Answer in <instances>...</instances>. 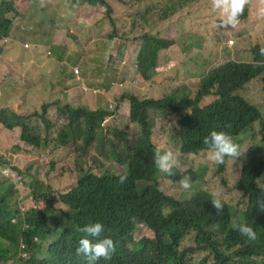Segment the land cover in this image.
Masks as SVG:
<instances>
[{
  "label": "trees",
  "instance_id": "obj_1",
  "mask_svg": "<svg viewBox=\"0 0 264 264\" xmlns=\"http://www.w3.org/2000/svg\"><path fill=\"white\" fill-rule=\"evenodd\" d=\"M166 1L155 8L153 0H0V47L11 40L14 22L29 8L32 13L47 9L61 19L87 11V18L94 19L89 26L96 27L93 36L115 42L112 54L122 56L132 38L117 19H129L140 8V16L148 23L162 26L188 4L200 0ZM132 2L137 7L130 8ZM204 2L207 14L200 15L204 28L211 26L218 43L217 47L208 44L207 49L220 57L208 61V72L194 96L164 97L150 86L141 89L125 82L112 109L72 108L56 99L20 114L15 105L10 108L0 102V154L8 157V162L0 157V264H88L76 253L84 236L78 229L97 221L105 226L102 236L116 244V253L111 260L100 259L94 264H264V211L255 206L258 198H264L263 114L243 95L244 86L254 80L264 91V67L252 66L255 60H264L259 55L264 42L250 44L245 56L239 58L220 45L227 40L222 31H232L237 39L246 38V25L253 19L259 0H252L245 8L236 26H242L240 31L218 28V13L212 9L211 0ZM97 6L105 8L104 16L96 13ZM198 14L195 10L194 15ZM27 34L31 37L21 38V42L33 40L32 31ZM167 41L158 35L142 37L132 55L134 64L128 68L140 83L161 71L158 56L164 55L162 51L170 52L169 57L173 53L177 42ZM198 44L203 50V39ZM75 74L71 72L68 83ZM155 129L172 131L170 138L176 149L170 145L162 149H171L178 159L183 155L203 156L206 165L217 171L240 164L232 190L237 197L226 200L220 195L224 207L216 214L211 193L198 183V171L181 170L180 166L173 169V176L158 171L154 164L157 148L152 140ZM212 130L230 133L240 145V156L225 157L219 165L210 162L203 139ZM60 150H67L77 160L89 159L95 171L82 173L59 192L34 185L30 191L34 200L21 212L16 191L1 171L10 165L15 169L14 155L39 156ZM121 176H126L123 183ZM184 176L191 178L189 191L177 183ZM172 183L187 199L176 194ZM162 185L170 187L175 198L160 190ZM233 223L251 224L257 238L250 241L242 237L233 230ZM140 225L149 232L136 236Z\"/></svg>",
  "mask_w": 264,
  "mask_h": 264
},
{
  "label": "rangeland",
  "instance_id": "obj_2",
  "mask_svg": "<svg viewBox=\"0 0 264 264\" xmlns=\"http://www.w3.org/2000/svg\"><path fill=\"white\" fill-rule=\"evenodd\" d=\"M166 2L172 3L170 0ZM153 4L155 8H160L164 2L153 0ZM131 7L137 6L132 2ZM195 10L198 15H194ZM95 11L100 16L105 15L104 7L97 6ZM204 14H207V8L204 0H200L195 5L188 4L175 17L167 19L169 24L162 23L161 26L148 23L145 17L140 16V8L135 9L129 19L122 22L116 20L118 25L123 24L128 29L132 39L127 42V53L114 56L112 46L116 43L107 39L106 42L97 40L93 36L96 27L89 26V23H94V19L91 16L87 18V11L84 15L74 14L61 19V15L51 14L47 9L32 13L29 8L23 18L14 22L11 40L1 43L0 87L16 95L15 108L20 114H24L22 107H26V113H29L43 103L56 99H60L62 104L69 101L72 107L88 108L82 103L89 104L91 111L98 106L112 109L118 96L122 94L125 82L141 89L150 86L155 94L164 97L194 96L202 87L208 72V61L215 56L220 57L217 52L207 49L208 44L217 47L218 43L211 33V26L204 28L201 18ZM49 15H53L52 19ZM241 27H235L236 31H240ZM29 31H32L33 40L21 42V38L31 37L27 34ZM221 33H226L227 40L222 41L220 45L233 54L234 58H239L245 56L246 48L250 44L264 42V19L258 15L257 9L253 11V19H249L246 25L245 39H237L232 31ZM144 35H158L169 39L167 42L171 44L175 40L177 44L171 49L173 53L170 57L166 53L167 50L161 52L164 55L158 56L161 59V71L154 74L148 82L140 83L128 68L134 64L132 55L137 51ZM202 39L205 43L203 50L201 44H198ZM230 40L233 45H229ZM72 71L77 74L68 83L67 79L71 78ZM69 91L74 92L73 99ZM0 93L8 92L1 90ZM243 95L245 100L258 108L260 115L263 114L264 127V91L260 82L254 80L245 85ZM124 105L128 107L129 103ZM120 118L124 122L127 121L124 117ZM107 121L112 122L113 119L108 118ZM153 132L152 140L156 148L162 149L170 145L176 149L175 142L170 138L172 131L155 129ZM0 157L8 162L5 154L1 153ZM35 160H38L37 164L32 163ZM179 164L181 170L198 171V183L201 182L203 188L210 193L217 191L224 195L226 200L237 197L232 190L239 178L240 164L217 171L206 165L203 156L194 155L181 156ZM12 165L17 171L12 170L10 165L3 170L4 174L1 172L16 191L15 198L21 212H25L26 205L34 200L30 193L34 185L41 186L44 191L59 192L70 187L82 173L91 169L95 171L89 159L77 160L67 150L47 155L42 153L39 156L30 153L14 155ZM172 185L181 199H187L180 189L173 183ZM159 188L174 197L170 187L162 185ZM139 229L136 236L149 232L142 225Z\"/></svg>",
  "mask_w": 264,
  "mask_h": 264
},
{
  "label": "clouds",
  "instance_id": "obj_3",
  "mask_svg": "<svg viewBox=\"0 0 264 264\" xmlns=\"http://www.w3.org/2000/svg\"><path fill=\"white\" fill-rule=\"evenodd\" d=\"M250 3L251 0H211L212 9L218 13L219 23L216 26L223 29L235 28L240 23V17ZM257 13L264 17V0H259ZM259 55L264 57V47L259 48ZM252 66L254 68L264 67V60H255ZM203 144L207 147L208 160L216 165L223 164L225 157L238 158L240 156V145L235 142L230 133L225 131H210L209 135L204 137ZM154 164L158 171L169 176L175 175L173 169L180 166L177 155L171 149L164 150L161 148H157L154 153ZM125 179L126 176H121L120 182L123 183ZM177 183L184 191H189L192 188L191 178L188 176L180 178ZM211 195V204L216 214H219L224 207L220 193L214 191ZM255 206L258 211H264V198H258ZM232 228L250 241L257 238L255 228L249 223H233ZM78 231L84 236L78 241L76 253L85 257L88 264H94L100 259H112L116 253V244L110 237L102 236L105 231L103 223L91 222L79 228Z\"/></svg>",
  "mask_w": 264,
  "mask_h": 264
},
{
  "label": "crops",
  "instance_id": "obj_4",
  "mask_svg": "<svg viewBox=\"0 0 264 264\" xmlns=\"http://www.w3.org/2000/svg\"><path fill=\"white\" fill-rule=\"evenodd\" d=\"M170 52H168L169 54ZM86 88H84L85 90ZM3 90V91H7L8 93H5V94H2L0 93V102L3 103V105L7 106V107H12V106H16L17 105V100H16V95L15 94H12L10 91H8L7 89H4V88H1L0 87V91ZM87 90V89H86ZM64 92H67V91H64ZM69 95L71 96V99H73L75 96H74V92L72 91H69ZM79 99V98H78ZM77 99V100H78ZM67 103L71 106V103L69 101H67ZM82 105H85L87 106L88 108H85L87 110H90V105L89 104H86V103H82ZM77 107V106H76ZM76 107H73V108H76ZM83 107V106H82ZM24 108V114L27 112V109L26 107H22ZM96 110V108H95Z\"/></svg>",
  "mask_w": 264,
  "mask_h": 264
},
{
  "label": "built area",
  "instance_id": "obj_5",
  "mask_svg": "<svg viewBox=\"0 0 264 264\" xmlns=\"http://www.w3.org/2000/svg\"><path fill=\"white\" fill-rule=\"evenodd\" d=\"M229 45H233V41L232 40L229 41Z\"/></svg>",
  "mask_w": 264,
  "mask_h": 264
}]
</instances>
